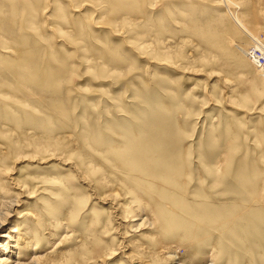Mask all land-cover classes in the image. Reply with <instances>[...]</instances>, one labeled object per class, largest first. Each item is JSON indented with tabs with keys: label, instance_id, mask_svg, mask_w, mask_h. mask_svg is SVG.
Instances as JSON below:
<instances>
[{
	"label": "rangeland",
	"instance_id": "1",
	"mask_svg": "<svg viewBox=\"0 0 264 264\" xmlns=\"http://www.w3.org/2000/svg\"><path fill=\"white\" fill-rule=\"evenodd\" d=\"M258 51L264 0H0V152L12 151L0 181L19 201L0 236L32 228L42 264H264L263 227L242 223L244 239L215 249V233L193 223L244 206L236 199L264 180V60L248 56ZM135 139L150 167L162 165L150 146L168 145L182 192L163 180L179 204L164 208L180 232L158 237L154 203L137 194L158 181L113 159ZM26 245L10 264L31 262Z\"/></svg>",
	"mask_w": 264,
	"mask_h": 264
},
{
	"label": "bare ground",
	"instance_id": "2",
	"mask_svg": "<svg viewBox=\"0 0 264 264\" xmlns=\"http://www.w3.org/2000/svg\"><path fill=\"white\" fill-rule=\"evenodd\" d=\"M124 10V9H123ZM130 10V9H129ZM128 11V9H127ZM242 51V50H241ZM244 53V52H243ZM245 55V53H244ZM247 56V54H246ZM248 56L250 57V60L252 61V63H254L253 61V57L252 55H250V53H248ZM31 63V62H30ZM29 63H26L25 66H27ZM264 74V73H263ZM264 79V77H262ZM262 79V80H263ZM264 82V81H263ZM4 108H5V104L3 102H0V110H2V112L0 111V117H4L5 114H4ZM1 124V123H0ZM3 127V126H1ZM4 128V127H3ZM141 130V129H140ZM143 132V131H142ZM168 132V131H167ZM165 130H162L161 132L158 133H154V132H150V131H147L145 134H146V137H157V136H160L161 135H168ZM175 134V132H174ZM142 136L144 137V132L142 133ZM170 137V136H169ZM89 138V136H88ZM91 138V137H90ZM89 138V139H90ZM152 141V139H149ZM140 143H141V140H127L125 142L126 146L124 149H116V148H113V151L115 152V155L113 157V159H115L116 161L120 162L118 165H120V167L122 169H124L125 171L121 170V174H128V176L132 179H135L136 178V175L137 177L139 178H142V179H145V180H157L159 184H156V185H151L150 187L146 188V187H137L139 188V191L143 192H137L138 195L142 194L144 196H148V199L154 203V205L151 207L152 211H153V214H154V218H153V223L150 224L149 227H154V229H156V234L158 235V237H164L169 231L170 232H174L173 230H170V220H174V216H173V212L170 211L169 209L168 210H165L164 206L166 205H169L170 202L172 203V201H170L169 199V196H168V193H167V190L166 188L164 187V184L162 183L163 180H167L166 183L167 185L172 188L175 192L174 195L176 196H181V192H182V188L179 184V177L178 175H170L171 173H167V172H171V169L173 168V164H170L168 162H174V160L172 159V156L168 154V152H170V150H168V145L167 143L165 145H163L162 141L157 139L156 140V145L159 146V147H155V146H150L151 147V151L153 152H157L156 155H158V157L156 159H161L162 160V165L161 166H154V167H150L149 165L151 164L150 162L153 161V158H150L149 157V153L146 152L144 149H142V147L140 146ZM147 141L144 143V146L146 145ZM1 146V145H0ZM2 147V146H1ZM23 147V146H22ZM163 147V148H161ZM38 149V148H37ZM126 150H129V152H126ZM20 150V149H19ZM160 150V151H158ZM165 150V151H164ZM17 152H20V151H17ZM127 153V154H126ZM211 153V152H210ZM9 154H12V151L10 152L9 150L6 151V153L4 152H0V161L2 163H0L2 167H4V169L0 168V173H2L1 171H9V167H7L8 165L3 162L5 161L6 159V156L9 155ZM21 154V153H20ZM213 155V154H212ZM211 155V157H212ZM19 156V154H18ZM29 156V155H28ZM210 157V155H207ZM22 157V156H21ZM78 160L79 159V156H77ZM17 159V158H16ZM81 159L83 160V158L81 157ZM155 159V158H154ZM210 162H211V158L209 159ZM152 164H154L152 162ZM86 165V163H85ZM88 165V164H87ZM89 167V165H88ZM91 167V166H90ZM95 168V165L93 166ZM85 168V166H84ZM92 168V167H91ZM93 168V169H94ZM100 168V167H99ZM130 170H129V169ZM97 169V168H95ZM221 166L218 168H215V173H212V175L214 177H216L217 173H220L221 171ZM79 170V168H78ZM86 170V169H84ZM87 171V170H86ZM97 171V170H96ZM117 171V170H115ZM93 172V171H92ZM118 172V171H117ZM126 172V173H125ZM85 173V172H84ZM101 173V172H100ZM87 174V173H86ZM98 173H96L97 175ZM89 175V174H88ZM92 175V174H90ZM103 176V175H101ZM171 176V177H170ZM2 177V176H1ZM0 177V178H1ZM227 177H223L222 175L217 177V179L219 180H222L224 183H226V187H230L231 184H230V181L229 180H225ZM105 179V177H104ZM216 180V178H214ZM242 179V178H241ZM245 179V178H244ZM4 181V180H2ZM102 181V179H101ZM105 181V180H104ZM108 182V181H107ZM100 183V182H99ZM103 183V182H102ZM124 183V182H123ZM105 184V183H104ZM112 184V183H111ZM216 184V183H215ZM4 183L0 181V227L4 225V223L12 216L14 215V213L16 212V207L19 206V201H17V199H13V195L8 192V190L4 187ZM183 185V184H182ZM102 186V185H101ZM135 186V185H134ZM241 186V185H240ZM112 187V186H111ZM117 187V186H116ZM213 187V186H212ZM125 188V187H123ZM252 188V187H251ZM250 188V189H251ZM114 188H112L113 190ZM248 189V191H250L251 193H248V194H242V197L239 198V197H236V198H239V199H236V201L238 202H241L244 206H234L233 204L232 207H226L224 210L223 209H218L216 211V213L214 214V216H209L207 217V219L203 220H195V222L193 223H196L198 227L201 228V230H206L208 231L207 233H209L210 231H213L214 235H212V232H211V236H212V245L215 249H218L219 246H225L223 244V241L225 239L229 240V239H233V238H236L237 237H241L242 239H244V235H242V232L241 235L239 233L238 235V231H237V228L238 227H243L242 226V223H244L243 225H247L249 227H251L252 229H256L255 231L259 230L261 232V228L263 227L264 228V180H262V182L260 183V185H258L257 188H254L252 189V191ZM111 190V191H112ZM127 190V189H126ZM125 190L126 192V195H127V191ZM171 190V191H173ZM9 191H10V188H9ZM108 191V190H107ZM129 193L132 195L133 194V190L131 189H128ZM133 191V192H132ZM227 192V191H226ZM229 192V191H228ZM33 193V192H31ZM128 193V194H129ZM116 194V193H115ZM170 194V193H169ZM12 195V196H11ZM105 195V194H104ZM109 195V194H107ZM130 195V196H131ZM113 197L115 196L114 194L112 195ZM117 197V196H115ZM18 198V197H16ZM138 198V197H137ZM232 198V196H231ZM117 200V198H115ZM118 201V200H117ZM133 202H136V200L134 199ZM175 202V201H174ZM168 203V204H167ZM205 203V202H204ZM209 203V202H208ZM211 204V203H209ZM216 204V203H214ZM179 205V204H178ZM178 205H175L172 203V206H174L172 208L175 209ZM217 205V204H216ZM171 206V204H170ZM169 206V207H170ZM183 206V205H182ZM215 206V205H214ZM223 206V205H222ZM234 206V207H233ZM245 206L246 208L248 207V209H245ZM138 208V206H136ZM193 207V206H192ZM224 207V206H223ZM125 208V207H124ZM132 208V207H131ZM202 208V207H201ZM76 209V208H75ZM123 209V208H122ZM141 209V208H140ZM215 208H213L212 206H209V205H204V209L206 213L210 212V211H213ZM130 210V209H129ZM134 210V209H133ZM132 210V211H133ZM181 210V209H180ZM223 210V211H222ZM116 211V210H115ZM123 211V210H122ZM131 211V212H132ZM190 213L188 214V216L190 217H194L197 216L198 214V210H195L194 208L193 209H190ZM125 212L127 214H130V211L128 213V209L125 210ZM140 212V211H139ZM182 212V211H180ZM179 212V213H180ZM204 212V211H203ZM123 213V212H122ZM184 213V212H182ZM119 214V213H118ZM125 214V213H124ZM126 214V215H127ZM132 214V213H131ZM130 214V215H131ZM136 214V213H135ZM134 214V215H135ZM186 214V211L185 213ZM117 215V214H116ZM137 215V214H136ZM122 216V215H121ZM132 216V215H131ZM185 216V215H184ZM22 216H20L21 218ZM115 217V216H114ZM119 217V216H118ZM117 217V218H118ZM125 217V216H123ZM177 217V216H176ZM175 217V219H176ZM19 218V219H20ZM182 218V217H181ZM180 218V219H181ZM186 218V216L184 217ZM125 219V218H124ZM141 219V217H140ZM179 219V220H180ZM118 220V219H117ZM135 222L139 221V220H133ZM141 221V220H140ZM185 221V219L181 222ZM194 221V219H193ZM176 223V222H175ZM178 224V222L176 223ZM143 225V222L139 223V224H136L135 226L136 227H141ZM173 225V224H172ZM180 225V224H179ZM245 225V226H246ZM174 226V225H173ZM189 226H191V224H189ZM192 226H194V224H192ZM196 226V225H195ZM194 226V227H195ZM195 227L194 229H199L198 227ZM177 230H179L178 232H180V229L176 226ZM174 228V229H176ZM181 228V226H180ZM191 228V227H190ZM244 228V227H243ZM247 228V227H246ZM153 229V230H154ZM181 229H183L184 231V228L182 227ZM196 229V230H197ZM239 229V228H238ZM33 229L32 228H29L27 230H25L24 234L21 235L20 232H18L19 230H16L15 228H12L9 230V232L7 233H4L3 235L0 236V264H10V258H12V256H10V254H14V251L16 250V248L18 247L19 244H21V242H24V244L26 243V250L28 248V246H31V244H33V249L31 250L32 251V260L29 264H42V260H44V256H40V255H36L38 254L37 253V244L35 242H37V239L36 238H33L31 236V231ZM176 230V231H177ZM192 230V228L190 229ZM245 230V229H244ZM175 231V233H176ZM199 230L197 231H194L195 233L198 232ZM254 231V230H253ZM263 231V230H262ZM18 232V233H17ZM16 233V234H15ZM191 233V231H190ZM189 233V234H190ZM245 233V232H244ZM243 233V234H244ZM169 234V233H168ZM174 234V233H173ZM170 235V234H169ZM198 236H202L201 235V232H199L198 234H196ZM205 235V233H204ZM207 235V234H206ZM258 235V234H257ZM264 235V233L262 234H259L258 237L262 238ZM28 236V238L26 237ZM167 236V235H166ZM165 236V237H166ZM171 236H172V233H171ZM193 236V234H192ZM191 236V237H192ZM210 236V237H211ZM223 236H231L232 238H229V237H226V238H222ZM256 236V235H255ZM30 237H31V240H30ZM190 237V238H191ZM193 238V237H192ZM191 238V239H192ZM206 238V237H205ZM240 238V239H241ZM13 239H15L14 243L15 245L11 246L10 243L11 241H13ZM208 239V238H206ZM195 240V238H194ZM263 240V239H262ZM30 241V242H28ZM204 241V240H203ZM207 241V240H205ZM28 242V243H27ZM198 242V241H196ZM208 242V241H207ZM225 242V241H224ZM201 243V242H200ZM209 243V242H208ZM233 243V242H232ZM239 243V242H238ZM162 245V244H161ZM243 245V244H242ZM12 247V249L10 250V248ZM243 247V246H242ZM161 248V247H160ZM244 249V248H243ZM247 250V249H246ZM227 251V249H226ZM16 252V251H15ZM219 253V252H218ZM234 253V252H232ZM17 253H15L16 255ZM241 254V253H240ZM220 256V255H219ZM223 256V255H222ZM221 256V258H222ZM243 256V254H242ZM244 256H246L244 254ZM243 256V257H244ZM19 257V256H18ZM224 257V256H223ZM219 258V257H218ZM229 258V257H228ZM19 259V258H17ZM230 259V258H229ZM221 260V259H220ZM231 260V259H230ZM230 260H226L225 259V262L226 264H232ZM215 261V260H214ZM213 260H211V262H214ZM219 262V260H218ZM217 262V263H218ZM15 264H19V263H15ZM216 264V262H215Z\"/></svg>",
	"mask_w": 264,
	"mask_h": 264
},
{
	"label": "built area",
	"instance_id": "3",
	"mask_svg": "<svg viewBox=\"0 0 264 264\" xmlns=\"http://www.w3.org/2000/svg\"><path fill=\"white\" fill-rule=\"evenodd\" d=\"M261 51H258V53L257 54H255L254 52H251L250 53V55H252V57L254 58L253 59V61H254V64H256V60H258V62L261 60V59H263L264 60V52L261 54L260 53ZM263 67H264V61H263ZM256 66L258 67V68H262L261 66H259V65H257L256 64Z\"/></svg>",
	"mask_w": 264,
	"mask_h": 264
}]
</instances>
